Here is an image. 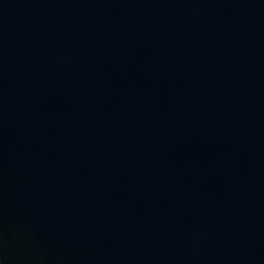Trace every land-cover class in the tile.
Returning a JSON list of instances; mask_svg holds the SVG:
<instances>
[{
    "label": "water",
    "instance_id": "obj_1",
    "mask_svg": "<svg viewBox=\"0 0 264 264\" xmlns=\"http://www.w3.org/2000/svg\"><path fill=\"white\" fill-rule=\"evenodd\" d=\"M264 74V0H0V264H129Z\"/></svg>",
    "mask_w": 264,
    "mask_h": 264
}]
</instances>
